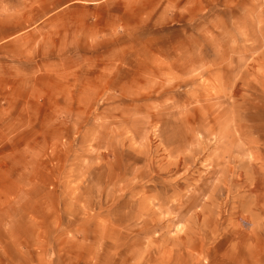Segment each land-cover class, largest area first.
<instances>
[{"label": "rangeland", "instance_id": "rangeland-1", "mask_svg": "<svg viewBox=\"0 0 264 264\" xmlns=\"http://www.w3.org/2000/svg\"><path fill=\"white\" fill-rule=\"evenodd\" d=\"M0 264H264V0H0Z\"/></svg>", "mask_w": 264, "mask_h": 264}, {"label": "crops", "instance_id": "crops-1", "mask_svg": "<svg viewBox=\"0 0 264 264\" xmlns=\"http://www.w3.org/2000/svg\"><path fill=\"white\" fill-rule=\"evenodd\" d=\"M39 21V20H38ZM34 26V25H33ZM32 26V24L31 25H29V27H27V28H24V29H22L21 31H18V34L19 33H22V32H27L31 27H33Z\"/></svg>", "mask_w": 264, "mask_h": 264}, {"label": "bare ground", "instance_id": "bare-ground-1", "mask_svg": "<svg viewBox=\"0 0 264 264\" xmlns=\"http://www.w3.org/2000/svg\"><path fill=\"white\" fill-rule=\"evenodd\" d=\"M181 232V231H180Z\"/></svg>", "mask_w": 264, "mask_h": 264}]
</instances>
